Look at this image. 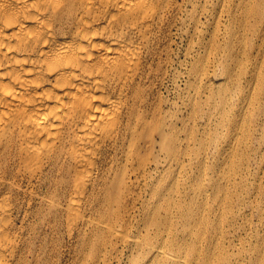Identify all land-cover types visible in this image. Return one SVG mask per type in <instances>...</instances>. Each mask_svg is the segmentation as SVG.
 Wrapping results in <instances>:
<instances>
[{
	"label": "rangeland",
	"instance_id": "obj_1",
	"mask_svg": "<svg viewBox=\"0 0 264 264\" xmlns=\"http://www.w3.org/2000/svg\"><path fill=\"white\" fill-rule=\"evenodd\" d=\"M190 1L168 7L134 137L105 170L111 225L70 215L69 188L10 192L26 264H264V0Z\"/></svg>",
	"mask_w": 264,
	"mask_h": 264
},
{
	"label": "bare ground",
	"instance_id": "obj_2",
	"mask_svg": "<svg viewBox=\"0 0 264 264\" xmlns=\"http://www.w3.org/2000/svg\"><path fill=\"white\" fill-rule=\"evenodd\" d=\"M179 2L0 0V264H26L31 248L18 233L28 215L7 199L23 183L45 202L69 188L70 215L80 202L93 214L88 225H111L105 170L134 137L151 47ZM155 248L149 260L180 259Z\"/></svg>",
	"mask_w": 264,
	"mask_h": 264
}]
</instances>
